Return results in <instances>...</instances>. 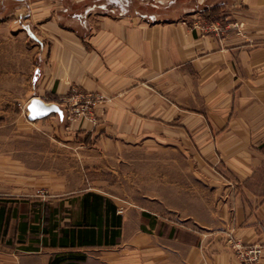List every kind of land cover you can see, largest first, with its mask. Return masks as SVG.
Returning a JSON list of instances; mask_svg holds the SVG:
<instances>
[{"label":"crops","instance_id":"obj_1","mask_svg":"<svg viewBox=\"0 0 264 264\" xmlns=\"http://www.w3.org/2000/svg\"><path fill=\"white\" fill-rule=\"evenodd\" d=\"M66 4L0 0V264H264V0Z\"/></svg>","mask_w":264,"mask_h":264},{"label":"built area","instance_id":"obj_2","mask_svg":"<svg viewBox=\"0 0 264 264\" xmlns=\"http://www.w3.org/2000/svg\"><path fill=\"white\" fill-rule=\"evenodd\" d=\"M233 25L238 29H240V27L242 26L241 23H235ZM74 98L80 99V102L85 103V105H83L82 107L70 108L68 109V111H72V112L76 111V113L82 112V114L89 115L88 113H90L92 111V108L95 107V105H97L103 99V96L78 92L77 94H75V96H72L70 100ZM38 194L43 198H46V196H48L47 191L45 190H39ZM234 246L238 250L240 259L245 264H259L263 251L262 247L243 246L237 242H235Z\"/></svg>","mask_w":264,"mask_h":264},{"label":"water","instance_id":"obj_3","mask_svg":"<svg viewBox=\"0 0 264 264\" xmlns=\"http://www.w3.org/2000/svg\"><path fill=\"white\" fill-rule=\"evenodd\" d=\"M35 102H39L36 104ZM29 115L28 118L32 121L37 119H43L53 113H58L61 119L64 118L65 113L59 104L46 103L43 99L35 97L28 105Z\"/></svg>","mask_w":264,"mask_h":264},{"label":"rangeland","instance_id":"obj_4","mask_svg":"<svg viewBox=\"0 0 264 264\" xmlns=\"http://www.w3.org/2000/svg\"><path fill=\"white\" fill-rule=\"evenodd\" d=\"M64 2L65 3H67V4H69V2L70 3H72V0H64ZM66 4V5H67ZM147 11H145L144 9H143V11H142V13H144V14H147L146 13ZM79 92H81V91H79ZM83 105H85V103H81L80 102V99H77V98H74V99H71L70 100V98L69 99H67V101L65 102V106L63 107V110H64V113H65V116H64V118L63 119H65V121H66V123L68 124V125H71V123H73V122H76L77 120H79V118L80 117H85L86 116V114H82V112H79V113H76V111H68V109H70V108H77V107H82ZM94 108V107H93ZM26 112H29V110H28V107H27V111ZM72 112V113H71ZM51 115H54V116H56L57 118H61L60 116H59V114L58 113H53V114H51ZM51 115H49V116H51ZM48 116V117H49ZM70 117H72V118H70ZM30 120V119H29ZM38 120V119H37ZM30 121H32V120H30ZM34 121H36V120H34ZM94 123H96V124H102L101 123V120H99V119H95L94 120ZM224 185V184H223ZM40 190H45V189H40ZM39 191V190H38ZM46 191V190H45ZM47 194H48V192H47ZM48 196H46V198H47ZM45 198V199H46Z\"/></svg>","mask_w":264,"mask_h":264},{"label":"snow or ice","instance_id":"obj_5","mask_svg":"<svg viewBox=\"0 0 264 264\" xmlns=\"http://www.w3.org/2000/svg\"><path fill=\"white\" fill-rule=\"evenodd\" d=\"M36 104H38L39 102H35Z\"/></svg>","mask_w":264,"mask_h":264}]
</instances>
